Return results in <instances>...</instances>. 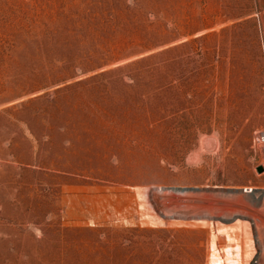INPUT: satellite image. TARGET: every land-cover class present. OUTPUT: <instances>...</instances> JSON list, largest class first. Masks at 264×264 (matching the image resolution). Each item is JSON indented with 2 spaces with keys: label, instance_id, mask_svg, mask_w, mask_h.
<instances>
[{
  "label": "rangeland",
  "instance_id": "obj_1",
  "mask_svg": "<svg viewBox=\"0 0 264 264\" xmlns=\"http://www.w3.org/2000/svg\"><path fill=\"white\" fill-rule=\"evenodd\" d=\"M7 55L0 264H264V0H0Z\"/></svg>",
  "mask_w": 264,
  "mask_h": 264
},
{
  "label": "crops",
  "instance_id": "obj_2",
  "mask_svg": "<svg viewBox=\"0 0 264 264\" xmlns=\"http://www.w3.org/2000/svg\"><path fill=\"white\" fill-rule=\"evenodd\" d=\"M22 58L19 56H0V117H2L3 120L0 119V127L4 126L5 121V112L9 110L10 108L15 107L21 100L23 95H41L45 92L44 88L37 90V91H29V90H23L22 89V70H21V63ZM37 78H40V76H36ZM44 76H42L43 78ZM21 121V120H20ZM20 133L21 132V126H20ZM32 135V134H31ZM26 141L30 146H34L33 140H31L30 134H24ZM27 136V138H26ZM33 137H36L35 135H32ZM12 141V140H11ZM14 141L7 142L5 139L0 138V165L5 166L6 164L10 165H19L21 166V161L26 164H31L28 162L31 157L33 156L32 152L30 151L31 148H29L28 153L26 154L27 161L22 160L20 161L15 159H10L8 156L14 155V152L12 151V154H8V149H11V146L14 148ZM8 155V156H7ZM208 202V200H206ZM5 204L0 203V206H4ZM198 209L190 210L191 220L193 222H198L199 219H202L201 221L207 222L210 218V208L207 204H202ZM200 211V212H199ZM190 219V218H189ZM188 219V220H189ZM192 229V228H191ZM191 231V230H190ZM200 233L198 231V228H195L193 231L189 232V234H198ZM151 234H156V232H153ZM157 234H160L157 232Z\"/></svg>",
  "mask_w": 264,
  "mask_h": 264
},
{
  "label": "built area",
  "instance_id": "obj_3",
  "mask_svg": "<svg viewBox=\"0 0 264 264\" xmlns=\"http://www.w3.org/2000/svg\"><path fill=\"white\" fill-rule=\"evenodd\" d=\"M257 139H259V141H261V139L264 138V131H259L258 134H257ZM256 142V140H255ZM261 150L263 152V157H262V160L260 162L261 166L263 167V170H264V144L261 145Z\"/></svg>",
  "mask_w": 264,
  "mask_h": 264
},
{
  "label": "trees",
  "instance_id": "obj_4",
  "mask_svg": "<svg viewBox=\"0 0 264 264\" xmlns=\"http://www.w3.org/2000/svg\"><path fill=\"white\" fill-rule=\"evenodd\" d=\"M155 47H157V46H150V47H148L147 49H154ZM168 50V49H167ZM164 51H166V50H164ZM164 51H161V52H164ZM33 99L32 98H30V99H28V100H26V101H23L21 104L22 105H24V104H26V103H29L30 101H32ZM30 129V133L32 134V135H35V133H34V131L33 130H31V128H29ZM26 138H27V136H26Z\"/></svg>",
  "mask_w": 264,
  "mask_h": 264
},
{
  "label": "water",
  "instance_id": "obj_5",
  "mask_svg": "<svg viewBox=\"0 0 264 264\" xmlns=\"http://www.w3.org/2000/svg\"><path fill=\"white\" fill-rule=\"evenodd\" d=\"M259 171H263V167L262 166L259 167Z\"/></svg>",
  "mask_w": 264,
  "mask_h": 264
},
{
  "label": "bare ground",
  "instance_id": "obj_6",
  "mask_svg": "<svg viewBox=\"0 0 264 264\" xmlns=\"http://www.w3.org/2000/svg\"><path fill=\"white\" fill-rule=\"evenodd\" d=\"M263 237H264V234H263V236H262L261 238H263ZM262 241L264 242V239H263ZM263 242H262V243H263Z\"/></svg>",
  "mask_w": 264,
  "mask_h": 264
}]
</instances>
